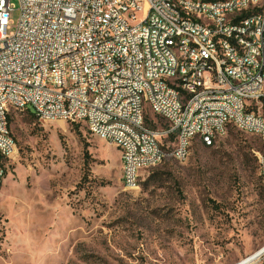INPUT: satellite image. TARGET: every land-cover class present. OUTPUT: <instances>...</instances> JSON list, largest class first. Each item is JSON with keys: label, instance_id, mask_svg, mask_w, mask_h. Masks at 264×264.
I'll list each match as a JSON object with an SVG mask.
<instances>
[{"label": "built area", "instance_id": "obj_1", "mask_svg": "<svg viewBox=\"0 0 264 264\" xmlns=\"http://www.w3.org/2000/svg\"><path fill=\"white\" fill-rule=\"evenodd\" d=\"M12 3L19 19L10 32ZM261 5L264 0H0V184L3 161L16 153L10 111L29 108L41 121L91 125L90 135L118 150L127 190L139 189L133 166L155 168L169 153L184 162L185 140L226 135V124L242 133L253 129L264 143V119L253 108L264 99ZM232 7L241 14L231 16ZM246 27H253V38L244 39ZM185 30L196 31V38L178 42ZM212 31H222L232 47L216 42ZM236 32H243L241 46H234ZM191 42H200L203 55L216 54L220 77L193 62ZM198 75L206 76V87H198ZM179 78L186 85L174 87ZM177 92H184L183 105H175ZM181 106H188L187 115H180ZM112 115L128 116L143 137L110 124ZM154 119L165 128H155Z\"/></svg>", "mask_w": 264, "mask_h": 264}, {"label": "rangeland", "instance_id": "obj_2", "mask_svg": "<svg viewBox=\"0 0 264 264\" xmlns=\"http://www.w3.org/2000/svg\"><path fill=\"white\" fill-rule=\"evenodd\" d=\"M253 105L264 119V101ZM31 114L10 111L16 153L3 161L0 264H236L264 247L256 135L228 127L211 147L195 140L186 161L141 170L139 189L127 190L113 145L83 124Z\"/></svg>", "mask_w": 264, "mask_h": 264}, {"label": "bare ground", "instance_id": "obj_3", "mask_svg": "<svg viewBox=\"0 0 264 264\" xmlns=\"http://www.w3.org/2000/svg\"><path fill=\"white\" fill-rule=\"evenodd\" d=\"M232 0H222V5H230ZM241 14V7H232L231 16H238ZM259 17L264 18V5H261L259 10ZM198 20H206V13H198ZM190 38H196V31L194 30H185V32L178 33V42L189 41ZM212 38H215L216 42H224L225 47H232V40L225 39V34H222V31H212ZM253 38V27H246L244 31V39ZM241 40H243V32H236L234 36V46H241ZM174 50H182V43H174ZM190 50L193 51V62L198 65H209V75L212 77H220V68L216 65V54H205L201 53L200 42H191ZM59 57H68V50H59ZM174 70H181V63H174ZM223 72H230V65H223ZM186 85V78H179L174 80V87H181ZM198 87H206V76L198 75ZM184 103V92H177L175 94V105H183ZM188 114V106L180 107V115ZM110 124H120V126H128V133L133 137H143V130L140 127L129 126V117L128 116H119L112 115L110 117ZM88 132L91 133V125H84ZM184 126H191V119H184ZM228 127H233V124H226V131ZM239 130V128H236ZM244 133L256 135V132H253V129H244ZM224 134L223 131H214L213 134H208L207 139H200V143L204 147H211L217 139L222 137ZM192 140H185L183 158L186 161L189 157L190 148ZM258 164L260 167L261 176L264 177V154H258ZM176 162L182 163L181 157L178 153H169V156ZM161 164V163H160ZM154 167H146V169H151ZM140 166H133L134 174V184H137L139 188L140 184ZM1 185V184H0ZM264 255V247L257 250L247 258L241 260L236 264H251L259 257Z\"/></svg>", "mask_w": 264, "mask_h": 264}, {"label": "trees", "instance_id": "obj_4", "mask_svg": "<svg viewBox=\"0 0 264 264\" xmlns=\"http://www.w3.org/2000/svg\"><path fill=\"white\" fill-rule=\"evenodd\" d=\"M262 101H264V99H262ZM29 113V112H28ZM31 115H33V114H31ZM10 123V122H9ZM4 176H5V173H4Z\"/></svg>", "mask_w": 264, "mask_h": 264}, {"label": "crops", "instance_id": "obj_5", "mask_svg": "<svg viewBox=\"0 0 264 264\" xmlns=\"http://www.w3.org/2000/svg\"><path fill=\"white\" fill-rule=\"evenodd\" d=\"M120 155V154H119ZM141 176V175H140Z\"/></svg>", "mask_w": 264, "mask_h": 264}]
</instances>
